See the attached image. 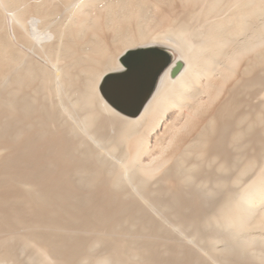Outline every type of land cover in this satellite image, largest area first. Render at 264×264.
<instances>
[{
  "label": "bare ground",
  "instance_id": "bare-ground-1",
  "mask_svg": "<svg viewBox=\"0 0 264 264\" xmlns=\"http://www.w3.org/2000/svg\"><path fill=\"white\" fill-rule=\"evenodd\" d=\"M0 264H264V0H0Z\"/></svg>",
  "mask_w": 264,
  "mask_h": 264
},
{
  "label": "water",
  "instance_id": "water-1",
  "mask_svg": "<svg viewBox=\"0 0 264 264\" xmlns=\"http://www.w3.org/2000/svg\"><path fill=\"white\" fill-rule=\"evenodd\" d=\"M169 50L151 46L130 50L121 59L125 68L106 75L99 86L103 97L127 115L137 114L154 91L160 74L171 64Z\"/></svg>",
  "mask_w": 264,
  "mask_h": 264
},
{
  "label": "rangeland",
  "instance_id": "rangeland-1",
  "mask_svg": "<svg viewBox=\"0 0 264 264\" xmlns=\"http://www.w3.org/2000/svg\"><path fill=\"white\" fill-rule=\"evenodd\" d=\"M156 47H160V48H164V49L169 50L173 56L172 62L178 58L179 53L176 49H174L173 46L171 47V45H169V44L168 45L167 44H159V45H156Z\"/></svg>",
  "mask_w": 264,
  "mask_h": 264
}]
</instances>
